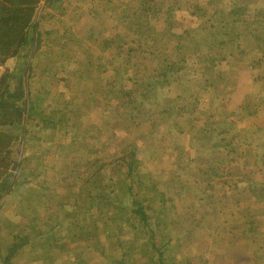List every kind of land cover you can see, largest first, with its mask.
<instances>
[{
	"label": "trees",
	"instance_id": "trees-1",
	"mask_svg": "<svg viewBox=\"0 0 264 264\" xmlns=\"http://www.w3.org/2000/svg\"><path fill=\"white\" fill-rule=\"evenodd\" d=\"M41 1L0 0V67L8 64L0 71V200L17 188L16 177L24 171V151L18 161L13 159V145L18 141H22L23 147H29L28 143L32 141L40 145L43 140L45 142L46 137V142H53L54 138L63 134L64 140L68 138L67 146H64L67 152L59 156L65 161L57 171L66 184L65 190L58 194L46 184L39 188L34 203L46 215L48 211V215H57L64 209L66 211L58 224H54V215L47 223H42L50 226L44 235L35 234L42 244L41 248L29 245L32 246L33 260L41 264H60L61 254L67 253L66 247L70 245L68 252L75 262L81 261L78 254L84 251L91 258L100 260L101 264H183L177 260L175 251H172L174 231L177 227L183 228L178 217L176 218L180 214L172 197L159 184L151 182V191L143 189L139 178L147 169L136 156L138 147L128 144L125 150L102 155L98 161L97 152L83 145L88 137V130L80 129L82 121L75 117H84L81 108L89 100L82 95L79 104L71 106L72 101L61 103L62 98L52 97L51 91L66 87V83L75 77L87 81L107 78V92L114 95L115 106L122 112H116V118L120 120L122 128L127 129L124 132L129 135L132 131L142 134L140 129L146 126L148 129H155L158 126L157 119L165 118L164 115L169 117L179 113L176 117L178 120L179 117L192 113L176 111L168 103L166 107H162L163 102L167 101L166 97H160L161 100L155 97L157 91L188 79L189 58H193V63L194 58L201 56V44L196 43L194 48L185 44L188 43L192 29H182L184 18L180 12H190L191 16L199 18L200 21L193 30L205 31L213 38L203 46L208 50L205 70H213L217 60L227 61L233 55L239 56L242 52L239 44L242 45L244 38L262 43V46L249 51L252 54L250 62L257 57L255 50L264 54V21L261 19L264 13L259 11L247 18L248 16H240L227 10L217 0H207L208 6L220 4L214 6L216 8L210 13L206 8L207 3L202 6L195 2L193 4L192 0H100L106 9L99 14L108 12L115 24L112 37L102 42L99 52L92 51V46L86 44L84 61L81 64L76 61L77 68L70 71L65 62L74 60V57L67 53L70 51L68 45L74 44L77 35L69 27L58 28L55 33L41 30L39 22L45 15H39L36 20ZM43 1L46 7L51 8L47 15L52 16L56 11L64 14V9H61L63 0ZM95 13L98 14L97 10ZM95 35L99 37L98 34L89 32V38L82 43H98L97 39L92 40L96 38ZM42 46L46 48L43 52ZM54 50L58 53L52 54ZM106 50L113 51L110 59L102 55ZM39 52L41 62L34 63L35 55ZM13 60L15 64L11 68L9 64ZM59 74L63 76L59 77ZM224 79L222 74L221 87L228 90L229 84H225ZM211 82L207 87H214L216 80ZM204 87L207 88L206 85ZM254 113L255 110L249 116ZM177 120L173 129L176 128L180 135L182 131L177 128ZM103 126L98 131L102 132ZM169 132L171 133L170 128ZM110 135H116L114 129H111ZM150 135L148 131L145 137ZM250 154L251 159L245 161L248 167L252 166L253 158L257 156L255 150ZM182 157L183 155L176 159L179 168L187 162L186 156L184 155V159ZM262 157L263 155L260 156ZM39 168L36 176H44L46 165H40ZM223 168L214 166L202 173L201 184H204V190L209 196L215 198L214 202L216 198H220V192L224 193L231 186V189H236L248 179L249 173L244 172L243 176L234 177V174ZM191 176L192 169L188 171L187 179ZM173 179L179 182L184 180L177 176ZM22 183H28V180L24 179ZM263 184L261 182L260 190L264 189ZM262 195L257 193L256 197L261 210L259 217L253 215L249 222V232L254 235L260 234L258 227L264 225ZM46 198L48 201L53 198L54 206L50 209L46 205ZM250 205L252 204L240 207L238 204L235 209L237 212H247L251 210ZM37 209L32 213L38 214ZM169 216L174 219L169 220ZM41 217L46 218L45 215ZM224 230L225 228L222 232ZM15 238H18V234ZM251 242L255 250H259L264 244H259L258 238ZM28 243L23 241L13 247L11 254L9 250L3 259L4 263L10 264V260Z\"/></svg>",
	"mask_w": 264,
	"mask_h": 264
},
{
	"label": "rangeland",
	"instance_id": "rangeland-1",
	"mask_svg": "<svg viewBox=\"0 0 264 264\" xmlns=\"http://www.w3.org/2000/svg\"><path fill=\"white\" fill-rule=\"evenodd\" d=\"M194 2L203 6L207 0H192L193 4ZM216 2L240 16H248L247 18L259 11L264 13V0H217ZM218 3L212 6H208L207 3L208 12L214 10L216 8L214 6H219ZM61 9H64V14L56 11L49 16L47 12L51 8L46 7L42 0L37 10L36 20L39 15H45V18L39 22L40 29L43 31L55 33L58 28L69 27L71 32L77 35L74 44L68 45L70 51L67 52L73 55L74 60L65 62L71 71L77 68V63L81 64L84 61L85 45H91L92 51L99 52L102 42L112 37L115 24L108 12L99 14L106 9L105 4L100 0H63ZM179 14L184 18L182 29H192L188 43L185 44L189 45V48H194L196 43L201 44L202 46L199 47L201 56L194 58L193 63V58H189L188 79H182L178 84L157 91L155 97L158 100L165 96L167 101L163 102L162 107H166L168 103L176 111H191L189 115L179 117L178 120L176 117L179 113L169 117L164 115L165 118L157 119L158 126L155 129H148L146 126L139 130L142 134L132 131L129 135L124 132L127 129L122 128L120 120L116 118V112L120 114L122 112L115 106L114 95L107 92V78H93L88 81L71 78L66 83V87L52 90L51 95L54 98L61 97V103L72 101L71 106H77L82 95L89 100L81 108L84 117H75L82 121L79 128L88 130V137L83 145L97 152L98 161L102 155L107 156L125 150L128 144L138 147L136 156L141 159L147 169L139 178L143 189L151 191L149 186L151 182L159 184L160 188L172 197L173 204L180 214V216L176 215V218L178 217L183 228L177 227L174 231L172 243V251L178 255V261H182L183 264H264V225H259L258 233L260 234L258 235L249 232L250 219L254 217L253 215L259 217L258 214L261 211L260 204H257L259 203L256 198L257 193L259 196L260 193L264 196V189L260 190L261 182L264 183V54L255 50L256 59L253 62L249 61L252 55L249 51L256 46H262V43L255 39L244 38L242 45L239 44L242 50V52L239 50L241 52L239 56L233 55L227 61L217 60L213 70H205L204 66L208 64L206 60L208 50L203 46L205 42L208 43L213 38L205 31L193 30L197 27L199 18L191 16L190 12ZM261 19L264 21V15ZM91 31L99 35L92 38V40L97 39L98 43L92 41L82 43L89 38ZM45 49V46H42L41 52ZM57 53V50L52 52V54ZM112 53V50H106L102 55L110 59L113 56ZM38 61L41 62L40 52L35 55L34 63ZM14 64L15 60L10 62L9 67L12 68ZM222 74L225 78L224 83L229 84L228 90H223L221 87ZM62 76L59 74V77ZM211 80H216L214 87H207L212 83ZM254 110L255 113L249 116V113ZM175 120L179 121L177 128L182 131L180 135L177 134L176 128L173 129ZM100 126H103L102 132L98 131ZM111 129L115 131L114 137L110 135ZM148 131L151 135L145 137ZM63 137L64 135L61 134L54 138L53 142H46V137L45 142L43 140L40 145L32 141L28 143L29 147H23L22 141L13 145L12 158L18 161L23 151V157L26 158L22 159L24 171L16 177L17 188L0 200V264H5L3 259L8 251L10 250L11 254L13 247L20 245L23 241L29 243L18 251L10 260V264H41L33 260L32 246L29 245L42 247L35 234H45L50 225L45 226L42 223L45 221L47 223L54 213L48 215V211L47 215L44 214L43 209L37 207L34 202L37 192L40 191L39 188H43L46 184L50 186L51 191L55 190L58 194L65 190L66 184L57 171L65 161L59 156L67 152L64 146H67L68 138L65 136L67 139L64 140ZM253 150L256 151L257 156L253 158L252 166L248 167L245 161L251 159L250 153H253ZM181 155L183 159L184 155L186 156L187 162L180 164L179 168L176 159ZM261 155H263L262 158H260ZM187 163H189L188 166ZM40 165H46L47 169L44 176L37 177ZM214 166L220 169L224 167L225 171L231 172L234 177H241L244 172L249 173L248 179L243 181L240 187L233 188L234 190L231 186L226 188L224 193L220 192V198H216L214 202L215 198L209 196V193L204 190V184H201L202 173ZM191 169L192 176L187 179L188 171ZM175 176L184 180L176 181L173 179ZM24 179H27L28 183L21 184ZM85 188L92 190L89 186ZM222 194L224 195L221 196ZM45 200L49 209L54 206L53 198L49 201L47 198ZM238 204L240 207L252 204L250 209L256 212L251 210L237 212L235 208ZM86 207L89 205L86 204ZM36 209L38 214L32 213ZM65 211L64 209L54 215L56 216L54 224L62 220ZM36 215L40 219H36ZM43 215L46 218H42ZM173 219V216H169V220ZM37 222L38 226H36ZM223 228L225 230L222 232ZM55 231L57 232V228ZM225 233H227L226 236ZM16 234L18 238H15ZM128 234L126 235L129 237ZM256 238L260 239L259 244H263L259 250H255V246L251 244V241ZM66 249L69 251L70 245ZM68 251L61 254L60 264H101L100 260L91 258L84 251L80 253L76 251L81 261L75 262Z\"/></svg>",
	"mask_w": 264,
	"mask_h": 264
},
{
	"label": "crops",
	"instance_id": "crops-1",
	"mask_svg": "<svg viewBox=\"0 0 264 264\" xmlns=\"http://www.w3.org/2000/svg\"><path fill=\"white\" fill-rule=\"evenodd\" d=\"M8 66V64H5L3 67ZM3 67H0V71L3 70Z\"/></svg>",
	"mask_w": 264,
	"mask_h": 264
}]
</instances>
